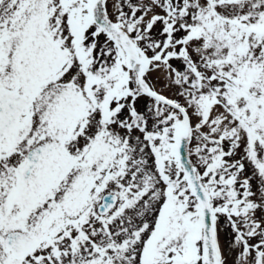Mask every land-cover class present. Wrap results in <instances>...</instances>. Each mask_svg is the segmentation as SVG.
Returning <instances> with one entry per match:
<instances>
[{"label": "snow or ice", "instance_id": "1", "mask_svg": "<svg viewBox=\"0 0 264 264\" xmlns=\"http://www.w3.org/2000/svg\"><path fill=\"white\" fill-rule=\"evenodd\" d=\"M0 264H264V0H0Z\"/></svg>", "mask_w": 264, "mask_h": 264}]
</instances>
